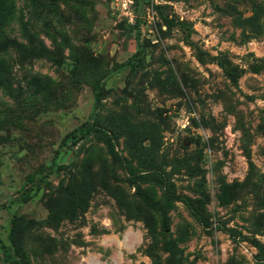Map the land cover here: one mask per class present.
Wrapping results in <instances>:
<instances>
[{"label":"rangeland","instance_id":"1","mask_svg":"<svg viewBox=\"0 0 264 264\" xmlns=\"http://www.w3.org/2000/svg\"><path fill=\"white\" fill-rule=\"evenodd\" d=\"M0 205L19 264H264V0H0Z\"/></svg>","mask_w":264,"mask_h":264},{"label":"trees","instance_id":"2","mask_svg":"<svg viewBox=\"0 0 264 264\" xmlns=\"http://www.w3.org/2000/svg\"><path fill=\"white\" fill-rule=\"evenodd\" d=\"M8 3H13L14 0H5ZM16 9H15V5H10L9 6V14H8V18H7V22L11 21L12 19L10 18V14L15 13ZM137 40H138V51L135 55H133L129 60H127L126 62L116 66L114 69H112L111 71H109L108 73H106L102 78H100L94 85L93 87V91H94V95H95V101H94V105L91 111V117L95 114V112L97 111L100 103H101V93H102V89H103V83L105 82V80L111 78L115 73L120 72L121 70H124L126 68L129 67H134L138 60L140 59L141 53H142V48H141V41H140V36L137 32ZM95 128L94 124L89 123L88 121L83 123L82 125H80L79 127H77L76 129H74L73 131H71L69 134H67L61 144L59 149L56 152L55 158H54V163L52 165V167L56 166L57 163L55 162L59 156H60V150L63 148H67L69 146L70 143L75 142L78 139H83V138H87L93 131V129ZM58 166V165H57ZM60 167H62V165H59ZM45 180V179H43ZM32 188L31 187H27L25 188L21 195H20V201H26L29 198L30 192H31ZM180 199H182L190 208V211L193 215L197 216V212L194 209L193 205L191 204V201L189 199H185L182 197H179ZM12 202V204H14L15 202ZM6 207V205H0V211ZM12 224H13V228L16 227V222L13 219L12 220ZM166 230H169L168 227L166 228ZM169 234V233H167ZM0 252H2L4 258H5V262H8L10 264H19L18 261L14 258V256L12 255V253L10 252V250L6 247V245L3 243L2 239L0 238Z\"/></svg>","mask_w":264,"mask_h":264}]
</instances>
